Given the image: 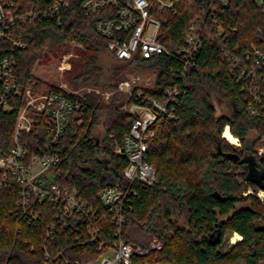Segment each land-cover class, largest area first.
Returning <instances> with one entry per match:
<instances>
[{
	"label": "trees",
	"instance_id": "trees-1",
	"mask_svg": "<svg viewBox=\"0 0 264 264\" xmlns=\"http://www.w3.org/2000/svg\"><path fill=\"white\" fill-rule=\"evenodd\" d=\"M214 1L180 0L176 11L162 8L155 12L162 24L160 41L173 50L183 43L189 23L205 6L202 47L186 70L184 58L172 53L134 63L156 69L154 85L143 87L146 94L162 99L167 88L179 87L175 113L156 124L149 141L146 159L156 166L158 179L153 186L135 183L136 194L125 208L122 237L144 248L155 241L161 245V249L134 257L135 264H264V198L257 195L264 191V150L259 152L257 147L260 142L264 147V96L259 102L253 96L257 80L264 78V68L256 76L248 72L254 64L252 45L264 51V6L257 0H225V4L216 0L220 3L216 13L224 27L219 34L209 18ZM82 2L71 0L55 13L53 0H15L14 10L22 19L9 28L11 38H0V60L16 61L17 91L10 101L13 109H0V137L10 143L29 84L35 95L63 92L79 101L81 109L69 117L59 143L61 160L51 170L56 183L76 190L84 202L103 212L101 190L128 184L124 174L128 159L116 153V148L130 133L134 116L121 108L125 100L117 91L125 79V65L107 70L100 60L107 52L119 61L96 31V23L116 16L117 10L111 6L92 11ZM15 40L25 47L15 45ZM71 41L83 47L77 48V58H70L72 68L65 77L75 88L91 84L115 89L109 106L94 91L80 96L34 75L45 51L58 55L68 50ZM250 104L258 114L252 113ZM31 112L34 128L23 132L21 140L30 155L41 154L50 119L45 113ZM106 112L109 118L102 122ZM102 123L104 136L98 142L94 131ZM227 126L240 145L222 136ZM17 199V187L0 188V264H43L46 251L63 252L72 261L86 263L103 252L99 241L80 243L74 227L60 226L55 239L47 238L46 227L57 205L42 203L43 217L36 226L11 213ZM102 224L101 239L113 243L116 225L110 217ZM229 231L242 238L225 249Z\"/></svg>",
	"mask_w": 264,
	"mask_h": 264
},
{
	"label": "built area",
	"instance_id": "built-area-1",
	"mask_svg": "<svg viewBox=\"0 0 264 264\" xmlns=\"http://www.w3.org/2000/svg\"><path fill=\"white\" fill-rule=\"evenodd\" d=\"M180 0H83V6L92 11L102 8L115 7L117 14L111 18H104L96 23V31L102 35L110 51L115 57L129 67L137 59H154L159 54L168 53L181 55L184 58V70L193 64L196 55L202 47L206 9L202 6L200 12L189 23L184 35L183 43L173 50L168 49L161 41L162 24L155 13L158 9L168 8L176 11ZM264 6V0H257ZM71 0H53L52 11L58 13L61 8L69 6ZM225 4V0H220ZM220 3H211L209 18L217 26L219 34L224 33L222 21L217 16ZM15 0H0V38H11L9 28L22 15L15 11ZM33 12H28L32 16ZM39 14V13H35ZM125 35L122 36L121 33ZM15 45L25 47V43L15 40ZM254 64L249 73L256 76L259 68H264V51L252 45ZM228 53V52H227ZM72 53L62 55V68L71 66L69 61ZM16 61L10 58L0 60V109L11 110V99L17 91L15 77ZM245 70L243 71V74ZM137 75L123 79L117 91L125 92L127 99L121 106L123 110L134 116L130 133L124 138L116 153L127 157L128 164L124 169L128 184L125 186H109L101 190L99 196L103 205V212L88 205L76 190L61 187L55 182V175L51 170L61 160L59 143L65 136L69 117L81 109L79 101L70 99L63 92H51L35 95L31 87L25 90V103L18 111L14 133L9 144L0 137V188L17 187L18 199L11 213L29 224L39 225L43 214L39 206L49 202L56 204L53 220L46 227V236L55 239L60 226L74 227L77 240L99 241L103 252L93 261L82 263L72 261L63 252L53 255L46 251L43 264H135L134 257L143 256L150 250L161 249L159 243L152 242L149 248L137 243H129L122 237L123 225L126 221L125 208L132 204L131 195L136 194L133 185L153 186L157 179V168L146 159L149 141L155 135L156 124L175 113L174 105L178 102V86H170L165 96L158 99L144 92ZM253 96L259 102L264 96V78L257 80ZM259 81L262 83L260 85ZM75 94V93H73ZM107 98L111 93L106 94ZM264 106V105H263ZM252 113L259 110L250 104ZM32 109L45 113L49 117L47 136L43 143L41 154H29L27 143L21 140L23 132H31L34 128ZM228 127V126H227ZM226 127V128H227ZM264 147L260 148L262 152ZM252 192L250 189L247 193ZM245 193V194H247ZM257 195L264 198V191ZM110 217L116 225L113 243L101 239L104 220Z\"/></svg>",
	"mask_w": 264,
	"mask_h": 264
},
{
	"label": "rangeland",
	"instance_id": "rangeland-1",
	"mask_svg": "<svg viewBox=\"0 0 264 264\" xmlns=\"http://www.w3.org/2000/svg\"><path fill=\"white\" fill-rule=\"evenodd\" d=\"M83 47L81 43H78L76 41H71L69 44L68 50L58 54V55H52L51 53H47L45 51L43 53L46 54L45 57H42L39 59L36 63V66L33 70L34 75L38 79H42L54 86L60 87L62 90L69 92V93H76L79 94L80 96H83L86 91H94L97 94H99L100 98L103 100V102L109 106L111 103L115 89H110V88H101L95 85L91 84H80L77 88L71 84V82L65 77V72L71 70L72 68V62L71 59L76 57L77 58V48ZM68 54L72 53L73 56H71L69 59L71 66L69 68H62V55L61 54ZM101 63L105 66L107 70L112 68V66H117V65H125V78L132 76V75H137L140 78V83L143 86H153L155 83V77H156V69H150L146 66H128L124 64L123 62H119L116 59H114L109 53L103 52L100 57ZM29 87L32 88V84H29ZM110 92L111 97L107 98L106 94ZM127 99V94L125 92H122V101ZM106 106V107H108ZM218 112L219 113H224V109L220 106H217ZM109 118L108 112L104 113L103 116L101 117V121L103 122L104 120ZM230 130V128H229ZM104 136V127L103 123L98 126L95 131H94V137L98 142H101L102 138ZM223 136V135H222ZM252 138L255 136L254 133L251 134ZM236 137V136H235ZM237 138V137H236ZM251 138V139H252ZM225 139L234 145H240L239 140L237 142H230L226 137ZM238 139V138H237ZM258 148L263 147V142H260L257 144ZM261 198V197H260ZM180 223L184 224L185 219H181ZM237 232L229 231L226 234V245L225 249L231 248L237 241L233 240V237L235 236Z\"/></svg>",
	"mask_w": 264,
	"mask_h": 264
},
{
	"label": "bare ground",
	"instance_id": "bare-ground-1",
	"mask_svg": "<svg viewBox=\"0 0 264 264\" xmlns=\"http://www.w3.org/2000/svg\"><path fill=\"white\" fill-rule=\"evenodd\" d=\"M223 136L226 137L230 142H237V138L230 132L229 127H227L224 132ZM242 238V236L239 233H236L235 236L233 237V240L238 241Z\"/></svg>",
	"mask_w": 264,
	"mask_h": 264
},
{
	"label": "flooded vegetation",
	"instance_id": "flooded-vegetation-1",
	"mask_svg": "<svg viewBox=\"0 0 264 264\" xmlns=\"http://www.w3.org/2000/svg\"><path fill=\"white\" fill-rule=\"evenodd\" d=\"M251 153V152H250Z\"/></svg>",
	"mask_w": 264,
	"mask_h": 264
}]
</instances>
